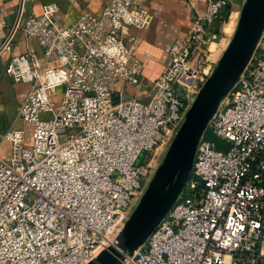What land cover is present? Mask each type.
Masks as SVG:
<instances>
[{
	"label": "built area",
	"instance_id": "built-area-1",
	"mask_svg": "<svg viewBox=\"0 0 264 264\" xmlns=\"http://www.w3.org/2000/svg\"><path fill=\"white\" fill-rule=\"evenodd\" d=\"M187 4L190 30L171 43L148 101L127 91L144 67L131 30L146 21L138 0H107L101 15L86 11L71 24L47 2L18 21L42 54L28 49L5 66L30 83L17 110L33 129L30 142L23 127L0 129V264H87L113 243L227 43L211 47L209 33L227 0ZM208 126L218 141L203 134L183 190L122 264L264 259V30ZM6 139L10 159L1 154ZM144 150L151 155L140 163Z\"/></svg>",
	"mask_w": 264,
	"mask_h": 264
},
{
	"label": "water",
	"instance_id": "water-1",
	"mask_svg": "<svg viewBox=\"0 0 264 264\" xmlns=\"http://www.w3.org/2000/svg\"><path fill=\"white\" fill-rule=\"evenodd\" d=\"M226 13L225 19L228 18ZM16 20L11 35L16 31ZM264 30V0H243L235 27L211 73L201 84L139 202L113 243L87 264H122L167 214L191 175L198 143L221 100L234 86Z\"/></svg>",
	"mask_w": 264,
	"mask_h": 264
},
{
	"label": "crops",
	"instance_id": "crops-1",
	"mask_svg": "<svg viewBox=\"0 0 264 264\" xmlns=\"http://www.w3.org/2000/svg\"><path fill=\"white\" fill-rule=\"evenodd\" d=\"M106 1L107 0H0V42L4 41L9 36L17 19H19V23L21 24L31 10L40 13L43 5L47 2H56L60 7L58 11L59 18L64 24H71L86 11L101 15ZM242 1L243 0H227L224 9L226 8V13L229 12L228 18H224L223 21L221 20L217 23L215 22L209 28V33L215 34V38L210 44L211 47L214 46V43H216V46H221V35L228 36V32L233 30L235 25L234 14L240 8ZM138 2L141 3L146 10V21L143 25L132 26L131 30L142 38L137 53L142 59L144 67L139 84L128 87L127 91L131 95L144 99L145 97H150L149 92L155 79L168 62L171 43L178 38L184 37L190 30L193 21V10L188 6L187 0H138ZM222 37L224 38V36ZM11 43L12 49L3 50L0 53V61L4 68L13 54L22 53L28 49L42 54V48L38 40L35 37H27L20 28H18L12 36ZM11 81L13 82V89L19 103L29 91L30 83L14 81L12 79ZM9 90L8 86L0 81V129L2 130L16 127L14 126V121L11 122L7 120V114L9 112L8 99H10L8 95ZM26 132V139L30 142L32 140V130L30 133L28 130H26ZM1 154L5 158L11 157L12 150L10 140L6 139L4 141Z\"/></svg>",
	"mask_w": 264,
	"mask_h": 264
},
{
	"label": "rangeland",
	"instance_id": "rangeland-1",
	"mask_svg": "<svg viewBox=\"0 0 264 264\" xmlns=\"http://www.w3.org/2000/svg\"><path fill=\"white\" fill-rule=\"evenodd\" d=\"M238 11H239V9L237 10V12L234 14L235 15V23H236V20H237V17H238ZM225 15H226V8L224 9H222L221 10V15L217 18V20L215 21L216 23L217 22H220L221 20L223 21V19L225 18ZM211 27V26H210ZM209 27V28H210ZM235 27V26H234ZM228 33H230L231 34V31L230 32H228ZM230 34L227 36H225V35H221V37L220 38H222V40L220 41L221 42V45H223L226 41H228L227 39L230 37ZM222 36H224V38L222 37ZM220 44V43H219ZM214 46L213 47H215L216 46V43H214L213 44ZM218 49V48H217ZM5 68L3 67V65H2V63H1V61H0V81H2L3 82V84H5V85H7L8 86V88L10 89L9 91H8V95H9V97H10V99H8L9 100V107H8V109H9V112H8V114H7V120L8 121H14V126H16V127H23V128H25L26 130H28V132L30 133L31 132V130L33 129V124H31V123H27L24 119H22L19 115L17 116V112H18V106H17V104L19 105V103H18V98H17V95H16V93L14 92V85H13V82L11 81V79L12 78H10L6 73H5V70H4ZM13 80V79H12ZM57 91H58V96H59V98H60V96L62 95V93H63V91H64V86H60L59 88H57L56 89ZM144 100L145 101H148L149 100V97H145L144 98ZM16 118V119H15ZM10 123V122H9ZM204 136L205 137H207V138H210V139H213V140H215V141H218V138H217V135L214 133V130H213V128L211 127V126H208L207 128H206V130H205V133H204ZM166 150L167 149H162V150H158V154L154 157V159H153V165H154V167L156 166V168H157V166L159 165V163L161 162V160H162V158L164 157V155H165V152H166ZM149 155H151V153L150 152H148L147 150H144V151H142V153H141V155H140V157H139V162L141 163V162H145L147 159H148V157H149ZM8 159H10V158H8ZM156 170V169H155ZM155 170H154V172H155ZM154 172H153V174H154ZM153 174H152V176H153ZM150 176V175H149ZM149 176H148V182H147V185H148V183H149V181H150V179H151V177L149 178ZM260 264H264V259L261 261V263Z\"/></svg>",
	"mask_w": 264,
	"mask_h": 264
}]
</instances>
